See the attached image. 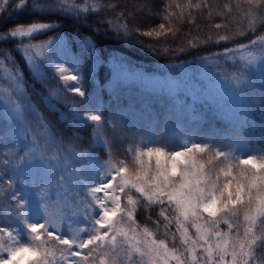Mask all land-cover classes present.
<instances>
[{
  "label": "snow or ice",
  "instance_id": "snow-or-ice-1",
  "mask_svg": "<svg viewBox=\"0 0 264 264\" xmlns=\"http://www.w3.org/2000/svg\"><path fill=\"white\" fill-rule=\"evenodd\" d=\"M26 8L103 13L118 34L151 38L149 47L156 50L159 45L163 54L231 43L251 34L254 38L247 43L203 57L213 67L238 58L241 73H217L216 80L205 74L203 82L195 83L185 76L164 84L174 96L194 88V102L249 118L251 108L238 89L244 70L257 62L264 65V34L255 35L264 30V0H168L163 22L147 30L129 23L135 10L143 9L142 0H0V16ZM216 19L220 22L214 23ZM54 26L15 24L0 32V40L14 38L34 72L37 58L48 59L57 83L63 81L64 89L74 94L73 108L79 115L75 97L85 92L80 77L72 74L76 70L49 58L52 37L33 43L36 34ZM177 41L180 46L168 47ZM0 57V70L15 91L23 92L19 69L14 63L5 67L12 57L5 49ZM221 80L234 87L222 88ZM60 95L58 88L50 89L51 97L59 100ZM251 107L264 116V89ZM11 113L18 121L19 138L0 150V211L5 216L0 264H264V147L249 148L241 137L229 141L227 151L214 140L186 141L178 150L145 146L125 151L104 140L108 158L100 163L90 152L77 150L78 136L64 140L51 133L37 112L35 128L19 103ZM82 114L95 122L96 132L102 116L96 111ZM77 216L84 223L74 227L80 223Z\"/></svg>",
  "mask_w": 264,
  "mask_h": 264
},
{
  "label": "rangeland",
  "instance_id": "rangeland-1",
  "mask_svg": "<svg viewBox=\"0 0 264 264\" xmlns=\"http://www.w3.org/2000/svg\"><path fill=\"white\" fill-rule=\"evenodd\" d=\"M27 10L34 11L30 8H27ZM40 41H33V43ZM222 52L223 50L216 53ZM48 56L52 61L58 63L60 67L75 69V73L72 74H77L80 77V85L82 90H85L82 58L68 48L63 37H52ZM203 57L205 56L186 62L161 65L157 67L156 71L149 72L135 66L128 58L120 54H115L107 61L111 70L108 81L100 85L98 84V80L91 75L90 79L94 85L91 94L86 96L85 93V96L75 98L79 104L77 107L80 114L76 115V110L73 108L71 110V121L95 124V122L86 120L82 113L83 111H96L99 113L102 116L101 126L96 132H93V136L94 142L103 147V141L106 140L105 132L109 131L110 133L114 129H122V127L129 132L131 138L127 150H134V147L143 148L145 146H163L166 150H178L181 146H184L186 141L191 143L214 140L218 145L223 147V150L227 151L229 141L235 143L241 137L247 142L249 148L264 147V134L258 136L252 135V137L245 134L247 120H244L239 112L225 113L219 111L215 105L203 101L194 102L192 95H190L191 92L195 91L194 88L183 89L178 96H174L164 86L168 79L184 78L187 76L195 78L193 81L195 83V81L203 82L205 74L211 76L213 80H216L218 78L217 73H227L228 76H231L233 74H239L242 71L241 62L238 58L236 60L221 61L218 67H213L203 61ZM35 63L36 71H33V73L40 80L47 83L49 95L50 89L58 88L61 92L58 101L63 104H73L71 97L74 94H70L64 89L63 81H60L58 84L50 82V77L55 75V72L49 60L37 58ZM5 67H11L8 61L5 62ZM96 68L97 63L95 60L91 66V71H94ZM243 76L245 78L242 79L238 93L242 98L249 101V90H260L264 86V79H262L264 77V65L257 62L255 67L244 70ZM19 83L22 85L21 77ZM69 83L74 84L75 82ZM220 83L224 89L234 87L232 84L223 80ZM146 96L151 97L155 102L167 103V108L174 117L178 113L183 112L187 120L185 128H182L181 121H176L175 118L166 122L165 126H160L155 117L149 116H142L141 121L143 125L139 127L137 124L139 120L137 113L140 106L137 104L141 98L143 99ZM65 100L67 103L64 102ZM16 103L20 104L25 117L32 122V126L35 128L39 119L36 113L37 111H34L24 90L23 92L15 91V86L8 79L7 74L3 70H0V120L4 122L3 139L8 147H11L19 138L16 135L18 121L11 113V107ZM189 106H191V109H189ZM202 107L210 110L211 119H208L207 115L199 111ZM61 114L64 117H68V112L64 109L61 110ZM215 118L222 119L228 123V130L222 135L217 134L214 129L213 120ZM191 122L195 123L191 124ZM250 122L255 123L254 116ZM105 150L107 153V149ZM91 156L96 161L103 162L95 155L91 154ZM74 219L80 222L79 224H75L74 227L83 225L84 221L82 216H77Z\"/></svg>",
  "mask_w": 264,
  "mask_h": 264
},
{
  "label": "trees",
  "instance_id": "trees-1",
  "mask_svg": "<svg viewBox=\"0 0 264 264\" xmlns=\"http://www.w3.org/2000/svg\"><path fill=\"white\" fill-rule=\"evenodd\" d=\"M143 9L135 10L134 16L129 19L130 27L135 29L139 26L142 29H149L157 26L162 21L163 7L168 0H142ZM218 3H224L226 0H217ZM119 11V9H117ZM31 22H46L55 23V26L42 33L34 36L35 40H47L49 37L62 36L65 42L69 45L70 49L79 53L83 61L84 84L86 94L89 96L92 92L93 84L91 83L90 76H94L98 80V84L103 85L110 76V68L107 60L115 54H120L128 58L135 66L144 69L145 71H155L157 66L164 64H173L193 60L203 55H209L226 47H234L241 43H247L248 40L253 39L254 36L246 34L244 37H238L234 42H221L220 44H213L202 46L199 49H189L183 53L172 52L170 54H163L159 52L160 46H156V50L149 47L151 38L141 37L133 34L124 36L118 34L114 29H111L107 21L103 19V13H87L84 15L67 14L60 10L57 11H28L27 8L13 12L11 15L5 13L0 16V32L7 30L15 24H28ZM214 23L220 22L219 19L213 21ZM198 23H200L198 21ZM203 27V23H200ZM183 32H187V26L182 28ZM223 34V33H222ZM264 34V30H259L255 35ZM26 42V41H25ZM17 41L14 38L0 40V51L7 50L8 54L12 57V63L19 69L21 83L23 90L29 102L35 107L39 116L44 118V122L52 133L64 140H67L73 135L78 136L79 139L75 141L81 147L78 151H88L99 159H106V153L101 145L93 142L91 123H76L71 121L70 110L73 104H63L49 95V88L47 83L40 80L30 68L28 62L24 58V54L16 46ZM180 46L179 42L170 43L169 48L175 49ZM98 60V67L91 71V66L94 60ZM48 69V68H46ZM92 73V74H91ZM51 83H57L58 78L53 75L50 77ZM60 83V82H59ZM260 90L249 91V105L251 108L249 118L246 121L245 134L249 137L252 135L264 134V116L261 115L258 107H251L256 101ZM104 92V90H103ZM105 93V92H104ZM106 95V93H105ZM107 96V95H106ZM76 98V97H75ZM71 99H74L72 95ZM138 121L139 127H142V116L155 117L160 126H165V123L175 118L176 121H181L182 128H185L186 116L183 112L178 113L176 117L169 112L167 103L155 102L151 97L146 96L141 98L138 104ZM64 109L68 112V117L61 119V110ZM202 113L211 119L210 110L208 108L200 109ZM255 118V123L250 122L252 117ZM195 122H191L194 124ZM4 122L0 120V150H5V141L2 139V126ZM214 129L217 134L222 135L228 130V123L222 119L215 118L213 120ZM106 140L114 141L118 148L127 151V145L131 142L129 132L122 127L114 129L113 133L105 132ZM122 159L123 157H118ZM218 170L224 165H216ZM144 214L141 213L138 219L143 223ZM5 222V216L0 211V224Z\"/></svg>",
  "mask_w": 264,
  "mask_h": 264
}]
</instances>
